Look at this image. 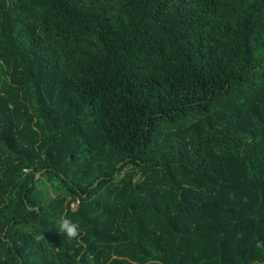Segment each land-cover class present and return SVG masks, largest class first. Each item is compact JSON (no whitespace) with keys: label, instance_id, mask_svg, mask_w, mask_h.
Returning <instances> with one entry per match:
<instances>
[{"label":"trees","instance_id":"obj_1","mask_svg":"<svg viewBox=\"0 0 264 264\" xmlns=\"http://www.w3.org/2000/svg\"><path fill=\"white\" fill-rule=\"evenodd\" d=\"M257 238L264 0H0V264H264Z\"/></svg>","mask_w":264,"mask_h":264},{"label":"clouds","instance_id":"obj_2","mask_svg":"<svg viewBox=\"0 0 264 264\" xmlns=\"http://www.w3.org/2000/svg\"><path fill=\"white\" fill-rule=\"evenodd\" d=\"M229 199H231V200H235L236 199L235 192H230L229 193ZM241 200L244 203H247L248 197L247 196H243V197H241ZM54 223L56 225V229L61 234L66 236L69 241L77 240L80 237V235H81V229H80L79 224L77 222L73 221L71 218H69L68 216H66L64 214H60L55 219ZM243 235H244L243 232H240V233L237 234V238L238 239H242ZM255 247L257 249H264V241H261L259 238H257L256 243H255Z\"/></svg>","mask_w":264,"mask_h":264},{"label":"rangeland","instance_id":"obj_3","mask_svg":"<svg viewBox=\"0 0 264 264\" xmlns=\"http://www.w3.org/2000/svg\"><path fill=\"white\" fill-rule=\"evenodd\" d=\"M72 205H73V206L76 208V206H77V203H73Z\"/></svg>","mask_w":264,"mask_h":264}]
</instances>
